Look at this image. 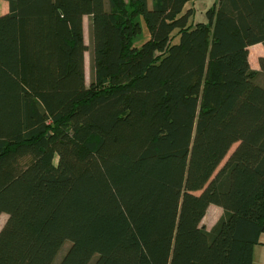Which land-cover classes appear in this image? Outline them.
<instances>
[{"label":"trees","instance_id":"16d2710c","mask_svg":"<svg viewBox=\"0 0 264 264\" xmlns=\"http://www.w3.org/2000/svg\"><path fill=\"white\" fill-rule=\"evenodd\" d=\"M7 1L0 264H254L264 57L254 71L248 47L264 45V0H217L205 22L192 0Z\"/></svg>","mask_w":264,"mask_h":264},{"label":"rangeland","instance_id":"374dc122","mask_svg":"<svg viewBox=\"0 0 264 264\" xmlns=\"http://www.w3.org/2000/svg\"><path fill=\"white\" fill-rule=\"evenodd\" d=\"M217 4V0H192L189 2L187 5L186 9H191L194 10V16L192 19V22H205L207 21V15L205 14L206 10L211 8ZM9 9V3L7 0H0V16L2 14H5ZM85 23H84V31H85V43L88 44V46H91L90 43V19L86 16L85 18ZM143 34L138 36L135 39V43L137 45H141L145 40H147L149 33L147 26L145 23L143 24ZM86 55V61H85V67H86V79H87V85L89 86L90 83L92 82V68L90 67V62H91V55H90V50L87 51ZM238 144H235V146L229 151V153L225 156V159L223 162L220 164L218 167V170L223 167L225 162L231 157L230 155L235 151V148L237 147ZM223 215V209L220 208L217 205H211L209 209L207 210V213L204 216V219L202 220L201 225L204 226L208 230H212L214 225L222 218ZM8 219L7 214H2L0 215V230L4 227L3 225ZM69 243H65L63 245V249L60 251L59 255L57 256L56 262L60 260V256L64 253V251L68 248Z\"/></svg>","mask_w":264,"mask_h":264},{"label":"crops","instance_id":"0c3cea01","mask_svg":"<svg viewBox=\"0 0 264 264\" xmlns=\"http://www.w3.org/2000/svg\"><path fill=\"white\" fill-rule=\"evenodd\" d=\"M84 23H85V19H84ZM248 48H249V59L248 60H250L251 68L254 71L255 70L260 71L259 58L264 57L263 43H255L254 45L249 46ZM259 239H260L261 244L256 245L254 248V261H253L254 264H264V233H262Z\"/></svg>","mask_w":264,"mask_h":264}]
</instances>
